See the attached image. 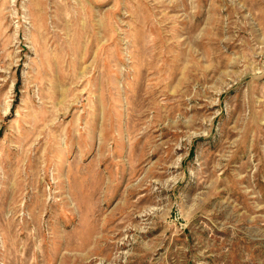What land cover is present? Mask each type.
Segmentation results:
<instances>
[{
    "label": "rangeland",
    "instance_id": "1",
    "mask_svg": "<svg viewBox=\"0 0 264 264\" xmlns=\"http://www.w3.org/2000/svg\"><path fill=\"white\" fill-rule=\"evenodd\" d=\"M0 264H264V0H0Z\"/></svg>",
    "mask_w": 264,
    "mask_h": 264
}]
</instances>
